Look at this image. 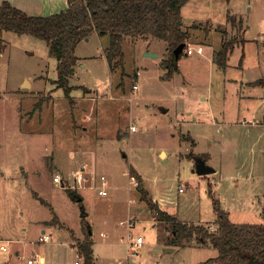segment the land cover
I'll return each mask as SVG.
<instances>
[{
	"label": "rangeland",
	"instance_id": "obj_1",
	"mask_svg": "<svg viewBox=\"0 0 264 264\" xmlns=\"http://www.w3.org/2000/svg\"><path fill=\"white\" fill-rule=\"evenodd\" d=\"M7 1L33 16L68 7ZM182 15L188 46L204 50L182 54L178 72H168V45L157 38H125L123 66L111 71L110 37L94 32L77 46L85 58L68 94L55 83L58 60L45 41L0 30V264L36 255L82 264L77 244L89 227L96 264H216L207 262L218 255L211 244L172 243L132 167L149 198L186 223L217 228L215 199L238 225L264 223V84H249L264 81V0H192ZM234 38L223 68L213 58ZM199 159L215 172L200 174ZM130 218L134 237L144 238L135 249ZM42 231L50 241H39Z\"/></svg>",
	"mask_w": 264,
	"mask_h": 264
},
{
	"label": "trees",
	"instance_id": "obj_2",
	"mask_svg": "<svg viewBox=\"0 0 264 264\" xmlns=\"http://www.w3.org/2000/svg\"><path fill=\"white\" fill-rule=\"evenodd\" d=\"M189 1L68 0L67 9L47 16L29 15L10 1H3L0 4V30L19 35L29 34L45 41L51 55L58 60V79L55 83L58 87L64 88L68 94L72 89L70 77L74 74L78 61L77 46L94 32L110 37V44L105 48V54L111 71L117 66H123L125 38L145 40L157 38L164 40L168 45L170 58L165 62L169 68L168 72L171 74L178 72L173 51L180 44L185 43L183 54L187 53L186 48L191 34L184 28L182 8ZM234 18L229 16L232 22L235 21ZM237 40L234 38L224 41L222 48L214 56L215 63L223 68L227 67L229 56ZM253 84H264V81L258 80ZM130 173L137 180L141 200L146 202L152 211L158 213L156 218L159 222H165L169 227L173 244L196 237L201 243L211 244L218 251L217 257L210 259L208 263L252 264V260L264 263V223L238 225L229 218V214L219 206L216 199L214 202L217 211L216 230H211V226L186 223L162 210L149 198L148 191L141 186L142 177L133 167ZM68 191L77 201L76 191L72 189ZM83 220L85 221V218ZM90 229L89 227L87 237L77 244L82 264H96Z\"/></svg>",
	"mask_w": 264,
	"mask_h": 264
},
{
	"label": "built area",
	"instance_id": "obj_3",
	"mask_svg": "<svg viewBox=\"0 0 264 264\" xmlns=\"http://www.w3.org/2000/svg\"><path fill=\"white\" fill-rule=\"evenodd\" d=\"M203 45L197 46L195 48L191 47L190 45L186 48L187 54H191L194 52L197 53H203ZM136 88H138V85H135ZM136 129V128H135ZM75 179L78 181L79 184H83L88 178L84 177L83 173H79L78 175L75 176ZM55 181L57 183H63V179L60 175H56L55 176ZM101 182H102V190L100 191V194L105 196L108 194L107 190H106V185H107V178L106 176H101ZM183 189L181 188L180 191H182ZM158 214V213H157ZM125 224L127 225V227L129 228V238L132 240L129 244H132V248H139L140 246H142L144 244V238L141 235H138L137 237H134V233L131 231V229L136 225L135 224V220L130 218L129 220H127V222H125ZM211 230H216V228H214V226H211ZM101 235H106L104 232H101ZM51 240V236L49 234H46L45 232L43 233V235H41L39 237V241H50ZM0 250L1 251H6L7 248L2 245L0 246ZM80 257V256H79ZM81 258V257H80ZM28 264H45V260L44 258H42L41 256H35L34 258H29L28 259ZM75 264H80L79 261H75ZM120 264H123V262H120Z\"/></svg>",
	"mask_w": 264,
	"mask_h": 264
},
{
	"label": "water",
	"instance_id": "obj_4",
	"mask_svg": "<svg viewBox=\"0 0 264 264\" xmlns=\"http://www.w3.org/2000/svg\"><path fill=\"white\" fill-rule=\"evenodd\" d=\"M86 39L88 40V37H86ZM186 47V44L183 43V44H180L177 48L174 49L173 51V56H174V61L175 62H178V60L181 58V55L183 54L184 52V49ZM146 55L148 56H157V54H154V53H147ZM200 164H199V173L200 174H206V173H210V172H215V169L213 168H208L204 165V162L202 160H200ZM64 186V184H63ZM75 195L78 196L77 197V201L78 202H81L82 201V197L78 194V191L75 192ZM168 251H171V250H168ZM252 264H264L262 261H259V260H252L251 261Z\"/></svg>",
	"mask_w": 264,
	"mask_h": 264
},
{
	"label": "crops",
	"instance_id": "obj_5",
	"mask_svg": "<svg viewBox=\"0 0 264 264\" xmlns=\"http://www.w3.org/2000/svg\"><path fill=\"white\" fill-rule=\"evenodd\" d=\"M6 1H7V0H6ZM191 1H192V0H190L189 2H191ZM189 2H188V3H189ZM188 3H187V4H188ZM68 6H69V4H68ZM67 8H68V7H67ZM183 8H184V7H183ZM183 8H182V9H183ZM193 22H194V21H193ZM193 22H192V23H193ZM192 23H191V24H192ZM184 28H185V27H184ZM89 39H90V36H89L88 40H89ZM88 40L86 39V41H88ZM168 51H169V50H168ZM76 55H77V57H78V61H77V64H76V66H77L78 64H80V63L83 61V59H84L85 57L79 56L78 53H77V49H76ZM213 59H214V58H213ZM76 66H75L74 74H73L71 77H73V76L76 74ZM109 68H110V67H109ZM71 77H70V78H71ZM26 81H28V80H26ZM26 81H25V82H26ZM256 81H258V80H256ZM256 81H254V82H256ZM28 82H29V84H30V81H28ZM254 82H250L249 84L254 83ZM30 86H31V84H30ZM70 86H71V85H70ZM82 86H83V85H82ZM71 87H72V86H71ZM83 87H84V88H88V87H86V86H83ZM88 89H90V88H88ZM82 169H84V167H82ZM215 170H216V169H215ZM42 232L44 233L45 231H42ZM16 254H17V255H16ZM16 254H15L16 256H19V255H20V251H16ZM36 256H38V255H36ZM0 257H2V254H1V253H0ZM34 257H35V256H34ZM42 258H43V257H42ZM208 261H209V260H208ZM208 261H207V262H208Z\"/></svg>",
	"mask_w": 264,
	"mask_h": 264
}]
</instances>
